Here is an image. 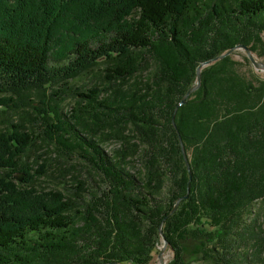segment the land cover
<instances>
[{"label":"trees","instance_id":"1","mask_svg":"<svg viewBox=\"0 0 264 264\" xmlns=\"http://www.w3.org/2000/svg\"><path fill=\"white\" fill-rule=\"evenodd\" d=\"M263 33L264 0H0V264H150L160 227L167 264H264V76L229 54L181 103L200 62ZM89 73L73 103L28 98ZM37 144L89 188L39 190Z\"/></svg>","mask_w":264,"mask_h":264},{"label":"rangeland","instance_id":"2","mask_svg":"<svg viewBox=\"0 0 264 264\" xmlns=\"http://www.w3.org/2000/svg\"><path fill=\"white\" fill-rule=\"evenodd\" d=\"M262 38L264 40V33L262 34ZM253 53L257 61L264 63V41H263V44L260 46L259 50H256ZM231 54H233V57L235 59L241 61L240 68L241 70H243L244 73L251 75L252 72H255L259 74L260 76H264V70H257V68L251 62L249 57L246 56L247 53L245 52L243 48L236 49ZM68 80L69 81L65 82L61 79L58 83L51 85V87H49L48 89L45 87L46 90L40 91L38 92V94L35 92L29 93L28 98L33 99V102H32L33 106L35 107L43 106V108H45L46 105H43V104H46V103H43L44 101H48L52 98L56 99V97L58 98V96H55V95L52 96L51 93L58 94L59 92H61L60 96L62 98H65L64 99L65 105L69 104V102L73 103L75 99L77 98L76 94L74 93V91L76 90V87L80 89L85 88L86 86L90 87L94 84L97 78L93 74L89 73L85 76H82V78L75 77L72 79L69 78ZM7 95H8L7 93H3V92L0 93V97L6 98L8 97ZM18 97L19 98L13 97L16 103L27 102L28 98H22L23 96H18ZM41 100L43 102H41ZM28 105L29 104L26 105V108L33 110L36 113V111ZM1 108L6 109L9 113H14L13 109L10 108L9 106H4L3 104H1L0 109ZM41 112L42 111H40L39 114ZM14 122H17V121H14ZM1 123H3V126H5L4 122H1ZM18 123H21V121L18 120ZM23 123H25L28 126L30 125L28 122H25L24 120H23ZM115 146H116V142L111 141L110 143L104 145V148L105 150H110L114 148ZM22 158H23V161L29 160L30 164L34 168L33 170H36L38 166L37 164L40 163V165L38 166V169L42 167V164H45L47 174H42V175L41 174L39 175L37 173L35 174L37 176L36 181H38L36 182L37 187L39 190L43 192L58 191L59 189H61V191L66 192L65 188L66 190L67 189L69 190L70 188L71 190H75V187H77V184H78L77 179L82 180V181L83 180L88 181L87 188H89L90 184L94 180L92 179L94 175L91 176L89 174V171H88L89 166L85 165L84 162L82 161V158L77 154H75L74 156H66L62 152L60 154L59 150L53 151L51 150V147H47V146L39 147V145L37 144V146L32 148ZM53 158H56V160H54ZM36 160L38 161V163H35ZM15 175L17 176V178L14 179L16 182H21L23 178H25L26 176L25 173L23 172L15 173ZM95 180H96L95 182H98L97 178H95ZM46 194L47 196H51L49 193H46ZM161 243H162V239H161ZM161 243L158 245L157 249L154 251V258L153 260H151L150 264H160L158 253L160 251ZM249 250H251V247H249ZM172 254H173L172 250L167 247L166 252H165L167 263H168L167 260L171 259Z\"/></svg>","mask_w":264,"mask_h":264},{"label":"water","instance_id":"3","mask_svg":"<svg viewBox=\"0 0 264 264\" xmlns=\"http://www.w3.org/2000/svg\"><path fill=\"white\" fill-rule=\"evenodd\" d=\"M240 48H243L245 50V52L247 53L246 56L249 57V59L254 64V66L257 68V70H264V63L257 61V59L254 56L253 51L251 50V48L249 46L245 45L244 43L243 44H236V45L232 46L231 48L227 49L226 51L222 52L221 54H219L217 56H214V57H212L210 59H207V60L202 61V62L199 63V65L197 66V69H196V82L186 91V93L184 94V96L181 99V103L185 102L189 98V96H190L189 94H191L193 91H195L199 87V85L201 83V69H202V67H205V66H207V65H209V64H211V63H213V62H215V61H217L219 59H222L225 56L233 53L236 49H240ZM173 124H174V121H173ZM179 141H180V144H181V149H182V153H183L186 165H187L188 169H190L189 159H188L187 153L185 151L184 143H183V141H182L180 136H179ZM188 195H189V187L187 189V192L183 196H181V197H179L177 199V201L175 202L174 206L172 207L170 212L167 214V217L169 215L173 214V212L177 209L180 201L185 199V198H187ZM159 231H160V234H161L162 243H161V246H160V251L158 253V258H159L160 264H167L166 257H165V252H166V249H167L166 246H168V242H167V240L165 238L164 232H163L161 227H160ZM109 264H119V263L112 262V263H109Z\"/></svg>","mask_w":264,"mask_h":264}]
</instances>
